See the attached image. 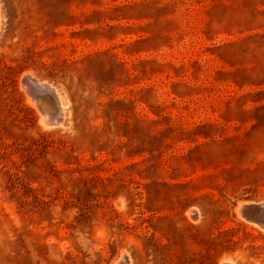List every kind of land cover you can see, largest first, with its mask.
Segmentation results:
<instances>
[{"label":"rangeland","instance_id":"obj_1","mask_svg":"<svg viewBox=\"0 0 264 264\" xmlns=\"http://www.w3.org/2000/svg\"><path fill=\"white\" fill-rule=\"evenodd\" d=\"M0 264H264V0H0ZM56 87L44 127L21 81ZM198 208V219L190 208Z\"/></svg>","mask_w":264,"mask_h":264},{"label":"bare ground","instance_id":"obj_2","mask_svg":"<svg viewBox=\"0 0 264 264\" xmlns=\"http://www.w3.org/2000/svg\"><path fill=\"white\" fill-rule=\"evenodd\" d=\"M0 23H1V20H0ZM26 77H29L33 81H40L31 72L23 73L21 75V81L23 82L25 89H26V79H25ZM49 86L53 88V92L44 94V95H46V98H44V102H42L43 104L40 102L41 100L39 97H37V95L31 96L27 92L30 100L33 103H35L41 111V122H42L44 127H52V126H57V125L63 124V120H64L65 104H64L63 100L61 99L60 94L58 93V90L56 89V87L52 86L51 84H49ZM56 109H58V111L54 114V111ZM246 202H248V201L240 202L239 206L241 204L246 203ZM239 206L237 207V210H238ZM188 213L190 214L191 217H193L195 219H198V217L200 215L199 209L195 208V207L190 208L188 210ZM250 222L258 225L259 227L264 228V226L258 222H253V221H250ZM115 264H133V261H132L130 254L127 251H124L122 253V255L120 256V258L115 262ZM220 264H236V263L230 258H224L220 261Z\"/></svg>","mask_w":264,"mask_h":264},{"label":"water","instance_id":"obj_3","mask_svg":"<svg viewBox=\"0 0 264 264\" xmlns=\"http://www.w3.org/2000/svg\"><path fill=\"white\" fill-rule=\"evenodd\" d=\"M26 90L31 96L40 98V102H44L46 93L53 92V88L49 86L47 82L33 81L29 77H26ZM31 80V81H30ZM43 104V103H42ZM58 111L56 109L54 114ZM239 214L247 221L258 222L264 226V201H248L241 204L238 208Z\"/></svg>","mask_w":264,"mask_h":264}]
</instances>
